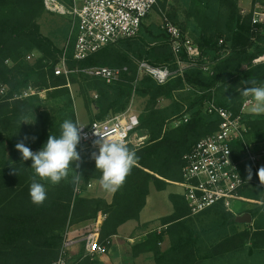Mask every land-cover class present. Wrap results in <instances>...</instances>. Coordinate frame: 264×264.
I'll return each instance as SVG.
<instances>
[{
	"label": "trees",
	"instance_id": "16d2710c",
	"mask_svg": "<svg viewBox=\"0 0 264 264\" xmlns=\"http://www.w3.org/2000/svg\"><path fill=\"white\" fill-rule=\"evenodd\" d=\"M44 11V0H0V82L8 86L7 95L0 100V264H50L58 258L68 229L95 220L100 213L105 217L99 240L110 248L122 224L140 220L151 185L164 190L181 181L184 155L199 139L218 129L221 117L207 106L214 102L240 113L247 98L243 89L251 86L247 81L254 79L256 86L264 85V61L256 62L264 54V24H254L252 12L242 13L238 0H190L191 38L201 51L195 59L185 50L178 58L168 32L143 22L137 35L76 60L74 35L69 36L67 46L60 47L42 32L38 18ZM169 16L186 34L185 27L176 23L175 12ZM64 51L71 72L57 75L54 68ZM36 52L35 58H27ZM179 59L185 63L182 69ZM138 60L178 72L159 84L148 74L139 75ZM94 66L127 69L119 78L107 81L85 71ZM72 83L79 86L89 122L125 112L133 96L145 98L136 129L148 137L139 145L126 144L139 159L111 201L86 195L87 186L100 180L102 173L92 159L97 150L80 153L78 144L80 160L69 168L81 175L79 182L68 175L53 185L37 177L47 190V199L36 206L29 195L35 175L32 161H23L15 145L23 141L30 149H41L49 135H60L66 119L78 122ZM29 86L37 92L14 98ZM40 91L46 93L50 112L41 110ZM161 99L169 102L161 105ZM242 117L247 132L244 140L233 144V153L243 178L257 182V168L247 159L245 146L264 141V114L245 111ZM23 118H31L34 132L21 123ZM170 199L173 212L160 218V229L149 230L132 245L134 256L150 252L156 264H214L245 250L251 256L264 254V200L242 212H249L255 224L241 227L236 214L221 203L191 214L183 194L171 192ZM166 240L169 245L163 248ZM77 260V264H100L88 255Z\"/></svg>",
	"mask_w": 264,
	"mask_h": 264
},
{
	"label": "built area",
	"instance_id": "2783aa9c",
	"mask_svg": "<svg viewBox=\"0 0 264 264\" xmlns=\"http://www.w3.org/2000/svg\"><path fill=\"white\" fill-rule=\"evenodd\" d=\"M159 0H44L45 8L50 12L68 14L71 17V35H74V53L76 60L84 59L90 53L104 45L115 42L121 38L135 36L139 33L145 18L158 6ZM164 14L163 27L168 32L174 53L180 56L182 50L187 52L191 59L200 56L198 44L188 35L183 34L181 28ZM254 24H264V7H258L252 13ZM32 53L28 55L31 58ZM264 61V54L256 62ZM180 69L185 63L179 59ZM139 75L148 74L159 84L166 83L173 75L174 70L168 66L153 65L146 60L138 63ZM205 70L209 66H203ZM126 67L94 66L85 71L112 81L126 70ZM57 75L71 72L67 64L66 52L60 55V61L55 65ZM8 86L0 82V100L7 95ZM37 90L29 86L14 98L35 94ZM252 103L251 97L243 103L241 112L218 106L211 102L207 106L209 112H216L221 122L216 131L199 139L184 155L182 180L175 181L182 188V194L187 201L191 214H197L216 204H223L230 208L233 199L249 200L240 194V190L249 182L240 172L239 165L234 157L233 144L244 140L247 126L243 121L242 113ZM85 126L81 131L79 144L83 148L95 147L94 141L99 137L95 129L109 140H123L125 144L135 143L134 133L139 126V115L126 110L104 120H95L88 123H79ZM249 160L257 168L258 159L264 156V148L253 150L246 145ZM80 192V187L76 188ZM161 228V227H160ZM159 228V229H160ZM99 231V230H98ZM74 241H66L58 258L50 264H74L69 257L68 249ZM107 244L101 243L98 232L87 238V252L93 257L104 254Z\"/></svg>",
	"mask_w": 264,
	"mask_h": 264
},
{
	"label": "rangeland",
	"instance_id": "374dc122",
	"mask_svg": "<svg viewBox=\"0 0 264 264\" xmlns=\"http://www.w3.org/2000/svg\"><path fill=\"white\" fill-rule=\"evenodd\" d=\"M162 1V0H160ZM159 1L158 6L152 10V12L145 18L144 25L145 26H151V28H157L163 27L164 23V14H166L167 17L171 19L169 16V13H174L177 15V24H180V26H184L186 29V35L190 36L192 35L193 26H192V19L190 20L188 16V10L190 8V0H163L165 2V6L161 4ZM238 5L241 8V12L246 14L249 12H254L255 9L258 7H264V0L258 1L255 4H253V0H238ZM172 20V19H171ZM174 21V20H173ZM38 22L41 26V30L44 34L51 36L54 41L60 46L65 47L67 46V43L69 41V36L71 33V17L68 14H59L56 12H50L45 8V11L41 14V16L38 18ZM142 31V30H141ZM38 55L36 52L34 55H32L30 60L35 58ZM28 58V57H27ZM60 61V57L58 62ZM141 60H138V63ZM57 62V63H58ZM139 70V66H138ZM179 71H181L179 69ZM178 71H174V74H176ZM40 97L43 99L41 102V110L45 111H51V107L47 106L50 104V102L46 101V93L45 91L39 92ZM71 94L74 99V108L77 114V120L78 123H88L89 117L88 113L84 107V100L82 96L79 94V86L76 83H72L71 85ZM97 95L94 93V97ZM250 97H247L248 99ZM244 100V102L246 101ZM169 101L167 99H161L160 104L164 105L168 103ZM243 102V103H244ZM146 103L145 98H141L138 96H133L130 106L127 110L129 112H133L136 114H140V112L144 109ZM253 103V102H252ZM252 103L248 106L247 112H250V109L252 107ZM243 105V104H242ZM29 122L31 123V118H29ZM30 123H26L28 129L31 132H34V129L32 130ZM34 125V122L32 123ZM248 145V144H246ZM249 147L253 150V152L259 151L262 148H264V141L263 142H256L249 144ZM89 149H95L96 152H99L98 146L95 147H88L83 148L79 144V152L84 153L88 151ZM33 152H37L40 149L32 148ZM98 154V153H97ZM245 154L247 156V159L249 160V153L245 146ZM254 165V164H253ZM255 167V166H254ZM256 168V167H255ZM261 168H264V156H261L258 159L257 162V174ZM77 174L76 169L69 168V175L75 176ZM259 178V176H258ZM78 187V186H77ZM76 187V188H77ZM76 191V190H75ZM77 192V191H76ZM171 192H178L182 194V188L179 185H176L174 182L170 183L166 189L164 190H158L156 187L152 184L150 188V193L147 197V203L145 207L141 211V219L145 220L143 222H140L141 220H129V222L126 224V226H129L131 224H136L134 227H123L121 229L122 237L124 238V241L121 242V246L119 247V252L126 256L127 249L130 248V241L128 239L127 235H130L134 237V242H137L140 240L144 234H146L149 230H152L155 227L161 226L160 218L161 216H164L166 214H169L170 212H173V204L170 199V193ZM78 193V192H77ZM240 194L247 197L249 200H240V199H233L231 201L230 210H232L236 215L243 214L242 212L248 208H253L257 204H261L264 200V184L261 183L260 179H258L257 182H248L245 187H243L240 190ZM86 195L88 196H103L106 197L107 200L111 201L112 199V193L104 191L99 184V180H94L92 183H90L86 188ZM252 196V197H249ZM104 214L100 213L95 220H89L85 222H81L79 224L77 231L75 232L72 228V226L68 229L67 237L64 240V243L69 240H73V245L68 249V254L70 257V260L77 264L76 261H73L74 259H80L83 256H87V238L91 234L98 232L99 235V228L101 226L102 221L104 220ZM137 222V223H136ZM255 224V219H252V222H245L241 225V227H245L246 225ZM99 225V226H98ZM70 232V233H69ZM72 233V234H71ZM116 240V238H115ZM167 241V240H166ZM164 243V242H163ZM168 244V241L165 242L162 247H166ZM128 246V248H127ZM109 248H107V251L104 253L109 254ZM122 251V252H121ZM80 252H83L81 255ZM151 254V255H150ZM98 257V256H97ZM142 257L147 259L151 258L154 259L152 256V253L150 252H144L142 254ZM96 259V258H95ZM77 260V261H78ZM126 263L129 262L128 259H125ZM229 261V262H228ZM76 262V263H75ZM154 262V261H153ZM264 264V254H256L255 256H251L248 254L247 250L243 251L239 255L235 256L231 259H223L220 262H215L214 264Z\"/></svg>",
	"mask_w": 264,
	"mask_h": 264
},
{
	"label": "clouds",
	"instance_id": "9594fccd",
	"mask_svg": "<svg viewBox=\"0 0 264 264\" xmlns=\"http://www.w3.org/2000/svg\"><path fill=\"white\" fill-rule=\"evenodd\" d=\"M254 79L248 80L251 85L243 89L242 94L251 97L252 107L250 112L254 115L264 114V85L256 86ZM21 123H30L27 118H23ZM60 135H49L46 144L37 152H33L26 147L24 142H18L15 148L22 154V160H31V168L35 175L29 188L31 202L36 206H41L47 199V190L43 183L37 181L47 180L51 184H59L67 179L70 164L80 160L77 145L81 139V131L85 126L78 122L66 119L61 124ZM95 135L99 138L94 141L98 146V154L93 152L92 159L95 160L96 169L102 175L99 180L100 187L110 193H115L124 184L126 177L131 173L139 159L134 150H131L123 140H109L95 129ZM27 139V137L25 138ZM77 167L79 165L77 164ZM14 173L16 170L14 169ZM259 179L264 184V168L258 172ZM81 175L77 173L73 181L78 183ZM249 179L251 176L249 175Z\"/></svg>",
	"mask_w": 264,
	"mask_h": 264
},
{
	"label": "crops",
	"instance_id": "0c3cea01",
	"mask_svg": "<svg viewBox=\"0 0 264 264\" xmlns=\"http://www.w3.org/2000/svg\"><path fill=\"white\" fill-rule=\"evenodd\" d=\"M113 194V193H112ZM106 198V197H105ZM110 200V199H109ZM171 213V212H170ZM169 213V214H170ZM168 215V214H166ZM165 216V215H164ZM162 217V216H161ZM140 222H143L145 220L141 219V214H140ZM129 221H127L126 223L122 224L120 227H119V230H118V233L116 235H114L112 237V243H111V246L110 248L108 249L109 250V254L106 253V254H98L96 256H91L88 252H87V255L89 257H91V259H95L97 258L100 262V264H128L126 263L125 259L127 258L129 262H132V264H156L155 260L154 259H151V258H143L142 257V254L144 253H140L138 255H133L132 253V245L134 244V237L130 236V235H127L128 236V239L130 241V248H128L127 246V254L126 256L123 254H121L118 250H119V247L121 246V242L124 241V238L122 237V232H121V229L123 227H134L136 224H131L129 226H126V224L128 223ZM137 223V222H136ZM79 224L81 223H78V224H75L72 226L71 229H73L75 232L77 231V228L79 226ZM99 226V225H98ZM161 227V226H160ZM158 226V228H160ZM156 228V227H155ZM154 229V228H153ZM70 233V232H69ZM72 234V233H71ZM116 238V240H115ZM167 242V241H164V243ZM162 243V245L164 244ZM169 244H167L168 246ZM166 246V247H167ZM166 247H163V248H166ZM122 252V251H121ZM83 254V252H82ZM81 254V255H82ZM151 255V254H150ZM98 256V257H97ZM76 261V259L74 260ZM154 261V262H153ZM76 263V262H75ZM131 264V263H129Z\"/></svg>",
	"mask_w": 264,
	"mask_h": 264
},
{
	"label": "water",
	"instance_id": "95a60500",
	"mask_svg": "<svg viewBox=\"0 0 264 264\" xmlns=\"http://www.w3.org/2000/svg\"><path fill=\"white\" fill-rule=\"evenodd\" d=\"M147 137H148V134H146V133H144V134L134 133V135H133V139H134L135 143L142 142V141L146 140ZM252 219H253L252 215L249 212H244L243 214L236 215V220L239 222H242V223L252 222Z\"/></svg>",
	"mask_w": 264,
	"mask_h": 264
}]
</instances>
